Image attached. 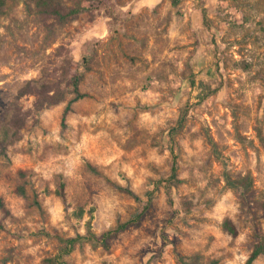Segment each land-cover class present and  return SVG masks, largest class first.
I'll list each match as a JSON object with an SVG mask.
<instances>
[{"label": "rangeland", "instance_id": "rangeland-1", "mask_svg": "<svg viewBox=\"0 0 264 264\" xmlns=\"http://www.w3.org/2000/svg\"><path fill=\"white\" fill-rule=\"evenodd\" d=\"M61 1L92 8L51 26L34 0L0 13V115L24 119L0 154V264H246L264 231V0ZM42 77L64 99L37 110L18 94ZM225 173L251 176L253 221ZM129 190L152 196L138 225L64 252L131 219Z\"/></svg>", "mask_w": 264, "mask_h": 264}, {"label": "trees", "instance_id": "trees-1", "mask_svg": "<svg viewBox=\"0 0 264 264\" xmlns=\"http://www.w3.org/2000/svg\"><path fill=\"white\" fill-rule=\"evenodd\" d=\"M6 4V0H0V13L3 12V8ZM35 8L40 15L41 19L44 21L50 20V26L52 25H63L67 23L70 19L77 16L82 11H88L92 8L89 1H80L73 6H66L61 0H34ZM53 91V94L49 93ZM63 90L55 86V83L50 82L46 78H38L30 80L21 89L18 94V98L30 94L35 96V108L41 110L45 107L58 104L64 99ZM73 92L76 94V98L81 97V93L78 87V79L73 81ZM69 105L66 107L64 112L65 115L69 110ZM183 117V116H182ZM24 126V119L22 116V110L18 104L12 103L6 111L0 115V154L7 155L9 146L20 139V130ZM170 179L173 181L176 179V169H172ZM171 181V182H172ZM225 181L227 185L238 192V198L240 202L241 211L250 216L252 221L255 218V211L252 207L253 202V190H252V179L250 175H246L239 178H232L228 173H225ZM166 184H169L168 182ZM170 190V187H168ZM170 192V191H169ZM129 193L134 196V198L139 202V209L134 214V216L122 223L117 224V226L103 233L101 236H96L93 233H87L82 236L79 235L75 238H68L65 241L64 252H68L70 248L74 246L78 240H91L96 245L103 246L105 248L109 247V240L116 237L118 233L128 229L133 225H138L144 218L149 206L152 202V196L149 195L147 200H144L138 194L129 190ZM5 203L0 196V211L4 210ZM224 228L233 236H236L238 231L236 227L229 221L226 220L224 223ZM0 229H4V225L0 220ZM70 246V247H69ZM69 248V249H68ZM259 257L264 258V231L253 227V246L251 253L247 259L246 264H253L255 260ZM187 257L178 256V261L180 264H206L201 262L200 257L197 255ZM210 264H215L211 262Z\"/></svg>", "mask_w": 264, "mask_h": 264}]
</instances>
